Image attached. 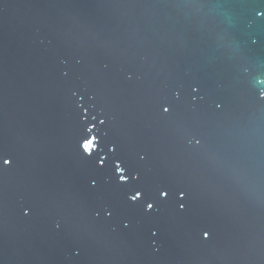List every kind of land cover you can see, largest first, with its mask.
I'll return each instance as SVG.
<instances>
[{
    "label": "water",
    "instance_id": "water-1",
    "mask_svg": "<svg viewBox=\"0 0 264 264\" xmlns=\"http://www.w3.org/2000/svg\"><path fill=\"white\" fill-rule=\"evenodd\" d=\"M0 264H264V0H0Z\"/></svg>",
    "mask_w": 264,
    "mask_h": 264
},
{
    "label": "snow or ice",
    "instance_id": "snow-or-ice-1",
    "mask_svg": "<svg viewBox=\"0 0 264 264\" xmlns=\"http://www.w3.org/2000/svg\"><path fill=\"white\" fill-rule=\"evenodd\" d=\"M163 110L165 112H167L170 109L169 108H164ZM93 118L95 119L96 117H93ZM99 123L101 125H103V124L106 123V120L105 119H100L99 120ZM86 131L88 133H91L92 129L91 128H88V129H86ZM89 140H90V138L88 136H83L82 139H81V147H82L83 152L86 155V157L88 159H91L92 153H90L87 150V148H86V144H87V142ZM91 142L94 144L95 142H98V141H93L92 140ZM112 151L115 152L116 151V148H113ZM143 158H144L143 156L140 157V159H143ZM5 162L6 163H9V161H7V160ZM107 163H108V161L106 159L103 160V161H98L97 162V164H98L99 167H106L107 166ZM113 172L116 175L117 182L120 183V184H127L129 180H139V178H140L139 175L136 174V173H129L128 168H127V166L125 164V161L122 160V159L119 160V163H115V162L113 163ZM92 186L93 187L95 186V181L92 182ZM160 191H161V195L162 196H166V193H164L163 190H160ZM143 197H144V192L142 190H140V189H137L135 191V194L130 197V200L133 203H137L141 199H143ZM181 208H183V206H181ZM153 209H154V203L147 202L145 204V210L146 211H152Z\"/></svg>",
    "mask_w": 264,
    "mask_h": 264
}]
</instances>
